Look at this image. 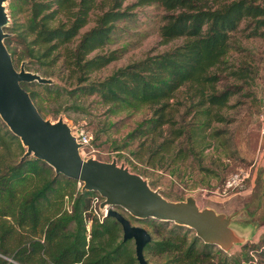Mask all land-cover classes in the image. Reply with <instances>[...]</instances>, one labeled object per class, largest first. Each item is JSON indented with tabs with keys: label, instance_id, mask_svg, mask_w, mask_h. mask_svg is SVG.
I'll return each instance as SVG.
<instances>
[{
	"label": "rangeland",
	"instance_id": "rangeland-1",
	"mask_svg": "<svg viewBox=\"0 0 264 264\" xmlns=\"http://www.w3.org/2000/svg\"><path fill=\"white\" fill-rule=\"evenodd\" d=\"M121 1L122 10L132 14L111 23L115 29L110 38L98 29L114 0H94L91 5L84 0H19V22L35 29L33 36L50 48L51 58L44 64L25 60L16 64L17 69L24 65L54 80L52 92L42 90L38 82L26 84L44 94L47 119L63 117L72 130L89 135L85 159H115L171 200L192 196L201 208L234 215L233 227L247 242L228 252L210 246L216 261L264 264V0ZM197 14H202L200 25L194 21ZM232 14L240 21L227 26ZM176 20L185 27L180 39L173 36ZM81 23L77 35L63 40L66 31ZM220 23L223 40H207ZM194 36L206 40L210 60L198 81H187L173 91L162 128L141 135L154 108L121 102L128 92L125 71L133 62L173 51ZM117 49L123 50L120 58L99 63L100 57ZM185 126L187 135L175 136L176 129ZM127 216L159 237L149 223L164 221ZM165 223L168 229L178 225ZM179 226L180 232L197 237L191 228ZM148 261L164 264L166 257Z\"/></svg>",
	"mask_w": 264,
	"mask_h": 264
},
{
	"label": "trees",
	"instance_id": "trees-1",
	"mask_svg": "<svg viewBox=\"0 0 264 264\" xmlns=\"http://www.w3.org/2000/svg\"><path fill=\"white\" fill-rule=\"evenodd\" d=\"M84 1L91 5L94 0ZM9 2L13 23L5 29L9 34L5 43L15 64H22L25 60L44 64L51 58L50 48L40 45L32 34L34 28L19 22V0ZM122 7L121 0H114L109 11L103 14L98 29L103 36L111 38L115 29L112 22L129 19L132 13ZM200 19L202 14H197L195 24L200 25ZM239 21L240 18L232 14L226 24L235 26ZM83 26L81 23L66 31L63 40L77 35ZM174 26V38H183L184 25L176 20ZM222 26L215 25V34L209 32L207 40L221 42ZM187 44L156 57L135 61L125 71L128 92L121 97V102L134 108L144 105L154 108V117L145 122L141 135L149 133V129L162 128L170 113L169 99L173 91L187 81H198L204 64L210 60L205 39L194 36ZM122 54V49L114 50L100 57L99 63L112 62ZM51 60L55 64V59ZM38 85L45 92H52L54 86ZM23 86L47 118L44 94L29 90L26 83ZM197 90L203 96L202 87ZM188 132V126H185L176 129L175 136H186ZM25 151L21 140L0 117V264H139L134 241H123L121 224L113 217L100 219L93 215V201L98 194L79 188L76 180L57 175L42 160L31 157L22 161ZM190 151L194 152L192 147ZM149 224L159 237H153L146 246L147 259L164 256V264H228L226 261L217 262L209 245L198 237L180 232L182 227L179 225L168 229L165 222L151 221Z\"/></svg>",
	"mask_w": 264,
	"mask_h": 264
},
{
	"label": "water",
	"instance_id": "water-1",
	"mask_svg": "<svg viewBox=\"0 0 264 264\" xmlns=\"http://www.w3.org/2000/svg\"><path fill=\"white\" fill-rule=\"evenodd\" d=\"M9 0H0V117L18 137L26 151L21 160L34 157L49 164L57 175L83 184L84 191L99 194L107 206L105 217L115 218L122 226L123 241L133 240L139 264H149L146 246L153 240L150 231L134 225L127 214L137 220H159L187 226L205 244L219 246L228 252L235 245L246 244L245 237L233 227L234 215L214 208H201L190 196L186 200H171L151 186L141 174L131 171L117 160L111 162L83 158L84 148L72 133L69 124L60 117L45 118L33 101L24 83L53 84L54 80L29 71L24 65L17 69L5 40L11 18Z\"/></svg>",
	"mask_w": 264,
	"mask_h": 264
},
{
	"label": "built area",
	"instance_id": "built-area-1",
	"mask_svg": "<svg viewBox=\"0 0 264 264\" xmlns=\"http://www.w3.org/2000/svg\"><path fill=\"white\" fill-rule=\"evenodd\" d=\"M73 135L75 136L76 140L79 143H82L84 145V148L81 149V154L84 157V150L87 147V145L89 144L90 138L89 135L87 133H85L83 130L78 131V130H72ZM83 186L82 183L79 182V188H81ZM104 201V199L98 194V196H96L94 198L93 201V212L94 214L100 218L103 219L105 217V215L107 214L108 210H107V206L105 209H101L100 205L101 203ZM91 221L88 222V225L90 226Z\"/></svg>",
	"mask_w": 264,
	"mask_h": 264
}]
</instances>
